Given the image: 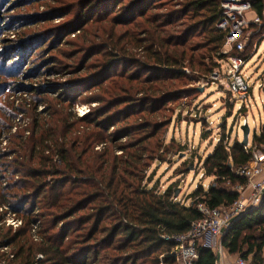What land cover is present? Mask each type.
I'll list each match as a JSON object with an SVG mask.
<instances>
[{
  "label": "trees",
  "instance_id": "16d2710c",
  "mask_svg": "<svg viewBox=\"0 0 264 264\" xmlns=\"http://www.w3.org/2000/svg\"><path fill=\"white\" fill-rule=\"evenodd\" d=\"M81 1L94 6L93 13L99 10L104 13L92 19L91 24L123 27L127 43L119 48L112 40L109 43L110 56H106L104 66L91 73V78H81L83 83L80 85L96 80L93 89L104 88L106 92L113 78L108 76L100 80L98 77L117 61L131 63L145 71V76L140 78L133 71L119 73V78L136 82V94L143 96L139 101L142 112L149 113L143 107L146 104L166 102L179 96L182 91L171 87L175 80L188 78L184 67L191 71L197 68L201 74L210 75L224 57L220 52L224 33L215 25L221 0H182L177 5L171 2L164 13L153 11L159 8L160 0H127L111 16L114 11L109 8L108 1L111 0ZM263 4L264 0L252 1V7L259 15ZM83 25L77 24L70 33L76 36L75 31H78V39H84L88 31ZM193 33L201 37V45L194 46L190 42ZM128 43L133 44L145 60L139 61L131 56L125 48ZM81 48L87 49L85 52L89 57L90 50L95 53V47L91 48V45H82ZM199 50L203 51L196 53ZM83 71L84 65L76 72ZM123 81L110 90L125 92ZM80 85L72 86L70 93ZM75 96L60 102L63 105L68 101L74 103ZM96 100L102 106L81 119L94 124L96 130L105 129L106 123L109 124L106 130H109L124 113L127 118L133 113L128 112L132 110L129 104L136 101L129 93L114 101H106L102 96ZM120 104L125 105V111L117 108L110 113L111 108ZM66 116L61 120L66 128L63 134L57 136L42 126L40 142L35 139L30 149H26V141L21 137L20 148L12 151L15 159L21 160L16 165L22 167L19 181L23 185L11 197L6 195L7 188H1L0 200L22 220L15 233L0 229V236L6 238L5 242L12 247L13 263L39 264L36 257L41 254L42 264H176L173 253L177 245L175 236L185 233L190 223L201 217L197 204L204 203L210 208L231 204L239 194L226 189L224 184L247 183L246 177L235 174V170L250 160L251 147L237 141L227 145L221 137L202 165L205 176L214 177L213 183L207 190L199 187L190 193L189 202L185 203L177 199L174 185L161 191L156 186L149 187L140 174L142 167L146 168L145 154L151 159L156 150L147 149L143 144L155 135L158 124H153V134L117 145L115 150L119 154H116L110 147L90 149L96 144L106 146L107 141L101 131L96 133L92 129L84 132L83 139H76L80 149L67 148L70 123L66 124ZM150 124L145 121L139 123V127L122 126L108 135V143L116 144L138 128L146 131ZM255 139L264 141V127ZM36 222H39L38 239L34 240L31 228ZM69 233L71 235L67 237ZM222 245L230 254H239L246 260L251 255L250 264H263L264 196L257 207L246 210L232 222ZM197 252L193 264H215L211 249L199 246Z\"/></svg>",
  "mask_w": 264,
  "mask_h": 264
},
{
  "label": "rangeland",
  "instance_id": "374dc122",
  "mask_svg": "<svg viewBox=\"0 0 264 264\" xmlns=\"http://www.w3.org/2000/svg\"><path fill=\"white\" fill-rule=\"evenodd\" d=\"M126 1H108L111 4L109 8L114 9L110 16ZM180 1L182 0H160L165 4L159 3V8L153 11L164 13L169 7L168 3L177 5L176 3ZM93 7L81 0H0V191L3 187L7 188L6 195L11 197L23 185L19 181L22 179V167L16 165L21 160L17 161L15 153L12 152L20 148L21 137L26 141V149H30L33 140L41 141L42 126L44 130L56 133L57 136L63 134L65 127L63 128L61 120L66 114L68 119L66 124L70 123V132L66 135L69 149H80L76 139H83L84 132L92 129L96 133L101 131L107 141L106 146L96 144L90 149L110 147L119 154L115 150L118 149L117 145L153 134L151 132L153 124H158L155 135L143 144L147 149L156 150L151 159L145 154L146 168L144 170L142 167L140 174L149 187L156 186L161 191L171 184L174 185L177 199L185 203L189 202L187 197L190 193L199 187L207 190L213 183V176H205L203 162L221 137L227 145L236 141L241 142V127L245 119L249 127L247 145H252V151L258 149L264 151V141L255 139L258 133H262L263 128H260V125L264 122V91L258 87L264 78V39L244 69L249 82L255 83L253 98L251 97L249 105L246 104L247 109L240 107L241 101L231 97L224 87L211 83L209 74H201L197 68L191 71L188 67H184L183 70L188 78L175 80L171 87L176 91H182L179 96L170 101L144 105L143 107L149 111L147 113L141 111L142 105L139 101L143 96L136 94L138 91L136 82H125L119 78V73L133 71H136L140 78L145 76V71L131 63L117 61L112 67L106 68L104 75L98 77L100 80L108 76L109 79L113 78L106 92L104 88L93 89L96 80L86 81L85 86L80 85L82 79L91 78L93 75L91 73L104 66L106 56H110L109 43L112 40L119 45V48L127 43L123 27L112 28L107 24L104 26L99 23L91 24L92 19L104 14L101 10L96 14L93 13ZM77 24H84L83 28L88 31L84 39H78L77 35L80 34L78 31H75L76 36L70 33ZM196 35L193 33L190 38L194 46L202 43L201 37ZM82 45L95 47V53L90 50L89 57L86 54L87 49L81 48ZM125 48L139 61L145 60L133 44L128 43ZM201 51L203 50L196 53ZM248 52L249 47L246 50V53ZM83 65L84 71L78 74L76 71ZM122 81L125 92L110 90L117 88ZM78 84L80 86L75 87L70 93L71 87ZM80 91H83L82 94L75 96V93ZM128 93L136 99L129 104L132 110L128 112L133 113L127 114V118H124L126 115L124 113V116L109 130H106L109 125L107 123L105 129L96 130L94 124L81 120L91 112L95 113V110L102 106L96 100L100 96L106 101H114L120 96H128ZM74 96L77 97L74 103L68 101L64 105L61 104V99L69 100ZM124 107V104H120L119 107L111 108L110 113ZM145 121L151 122L148 130L140 131L138 128L130 132L127 137L119 139L116 144L108 143V135L116 132L120 127L130 128L134 127L133 125L139 127L137 125ZM262 167L261 178H264V165ZM224 187L239 194L237 199L244 200L249 206L246 210L257 207L264 196L263 188L262 197L259 200L255 199V189L248 180L246 184L232 185L226 182ZM0 203L2 207L0 229L3 231L10 229L12 234L21 224L13 227L7 220L12 217L18 220L22 218L17 213L14 214L3 200H0ZM35 224L39 226V222ZM70 235L69 233L67 237ZM5 240L6 238L2 239L0 236V264H16L12 262V247ZM219 244L222 248L220 264H229L239 258V254H230L227 251L222 245V240ZM217 246L218 243L215 250L211 249L215 254V264L219 257ZM36 258L40 260L39 264H42V255L38 254ZM251 260L250 255L249 264Z\"/></svg>",
  "mask_w": 264,
  "mask_h": 264
},
{
  "label": "built area",
  "instance_id": "2783aa9c",
  "mask_svg": "<svg viewBox=\"0 0 264 264\" xmlns=\"http://www.w3.org/2000/svg\"><path fill=\"white\" fill-rule=\"evenodd\" d=\"M252 1H220V14L215 25L224 33L223 45L220 50L224 57L218 61L219 65L210 74L211 83L224 87L231 97L241 101L240 107L244 109H247L246 104L249 105L251 97L253 98L252 91L255 84L249 82L244 69L264 39V4L259 15L253 9ZM248 47L249 52L246 53ZM258 87L264 91V78ZM243 124L248 125L246 119ZM263 127L264 122L260 125V128ZM260 134L261 132L258 133V136ZM247 146L251 147V158L244 166L238 167L235 174L246 177L252 183L255 189L254 198L259 200L263 195L264 188V178H261L264 151L260 149L252 151V145ZM197 207L201 212V217L192 221L185 233L175 236L177 241L173 250L175 262L176 264H193L198 257L197 248L199 246L215 250L218 243L217 264H220L222 248L219 243L232 222L249 206L244 200L236 199L231 204L216 208H210L204 203H198ZM7 222L13 227L21 224V220L15 217L8 219ZM37 230V225H33L31 233L34 240H37ZM229 264H249V262L239 257Z\"/></svg>",
  "mask_w": 264,
  "mask_h": 264
},
{
  "label": "water",
  "instance_id": "95a60500",
  "mask_svg": "<svg viewBox=\"0 0 264 264\" xmlns=\"http://www.w3.org/2000/svg\"><path fill=\"white\" fill-rule=\"evenodd\" d=\"M242 130V140H241V144L246 146L247 142H248V134H249V127L246 124H243L241 127Z\"/></svg>",
  "mask_w": 264,
  "mask_h": 264
}]
</instances>
